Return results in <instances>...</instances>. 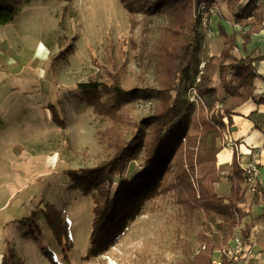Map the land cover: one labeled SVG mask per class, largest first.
Instances as JSON below:
<instances>
[{
    "label": "rangeland",
    "instance_id": "374dc122",
    "mask_svg": "<svg viewBox=\"0 0 264 264\" xmlns=\"http://www.w3.org/2000/svg\"><path fill=\"white\" fill-rule=\"evenodd\" d=\"M121 1L30 0L11 22L0 25V264L8 248L24 264H191L204 247L203 212H190L170 192L146 201L141 214L104 252L89 254L91 236L99 241L111 223L106 219L92 229L91 198L73 186L69 174L96 166L112 150L104 136L108 120L94 112L77 85L116 72L124 88L153 89L138 100L123 129L126 139L145 133L144 119L157 104L158 47L168 33V3L152 13L147 8L155 0H141L143 6L130 16ZM209 23L210 17L205 27L199 20L193 44L198 73L190 70L178 82L180 114L168 131L181 127L187 136L197 134L199 118L217 117L219 101L229 96L217 73L212 79L217 101L196 89L204 64L218 57L224 44ZM39 44L47 50L44 59L36 55ZM240 49L236 45L233 53L239 56ZM140 163H128L122 177L130 179ZM200 167L195 165L197 171ZM119 180L114 177V186ZM49 205L56 214H50ZM249 222L242 220L228 248L242 243L234 264H264V240L258 236L264 226L253 225L247 242L239 237V229ZM213 259L221 262L220 252Z\"/></svg>",
    "mask_w": 264,
    "mask_h": 264
},
{
    "label": "trees",
    "instance_id": "16d2710c",
    "mask_svg": "<svg viewBox=\"0 0 264 264\" xmlns=\"http://www.w3.org/2000/svg\"><path fill=\"white\" fill-rule=\"evenodd\" d=\"M29 1L0 0V25L11 22L20 7ZM62 1L68 4L72 2ZM247 1L242 8L241 0H226V8L234 14V20L240 30L228 35L222 26L218 27L219 35L224 39L223 48L218 57L204 64L196 89L199 95L205 93L211 101H217L215 89L212 87L213 76L217 73L229 96L219 101L221 109L217 111V117L214 115L211 119L203 114L199 118L197 134L187 136L180 132L181 127L169 131L167 127L180 114L178 82L187 76L190 70H193L194 74L198 73L193 50L199 26L196 10L200 4L206 7L214 5V0H155L148 6L147 9L154 13L162 3H168L169 23L167 36L158 47L157 56L160 62L157 88L154 90L157 104L144 119L145 133L126 139L123 129L130 125L131 115L138 100L148 97L153 89H140L136 86L124 88L116 72L108 73L104 80L77 85L90 100L94 112L108 120L109 126L104 131V136L112 150V153L96 166L70 171L69 174L73 186L91 198L92 229L98 228L106 219L111 223L110 227L101 233L99 241H95L91 236L90 256L95 257L104 252L129 222L135 221L141 214L146 201L172 192L190 212L201 210L207 220V233L204 234L202 245L204 247L193 257L191 264H211L215 251L220 252L221 264H234V261L226 256V251L234 241L242 220L249 218V208L257 205L258 198L264 196L263 189L257 184L249 187L245 183V175L235 156L227 176L231 184L230 194L223 198L213 191V185L220 181L215 164V156L220 151L216 139L220 138L225 129L224 118L229 124L236 108L248 100L255 99L254 81L261 78L252 65L255 58L246 54L236 56L233 53L237 36L245 48L251 37L264 28V0ZM121 3L130 16L143 6L141 0H122ZM258 58L264 59L263 56ZM100 90L104 98L102 101ZM259 103H264V98H260ZM207 107L212 110L214 105L207 102ZM202 112H207V109ZM208 135L210 140L206 139ZM182 139H185L184 144ZM139 160L140 170L130 179H124L122 176L128 163ZM196 164L202 165L199 171L195 169ZM114 177L120 179L116 186ZM248 187L253 190L249 200L245 197ZM243 204L247 208L243 207ZM48 211L50 214H56L50 205ZM251 229V222L245 223L239 229L242 241L249 240ZM2 264L24 262L14 249L8 248L2 258Z\"/></svg>",
    "mask_w": 264,
    "mask_h": 264
},
{
    "label": "crops",
    "instance_id": "0c3cea01",
    "mask_svg": "<svg viewBox=\"0 0 264 264\" xmlns=\"http://www.w3.org/2000/svg\"><path fill=\"white\" fill-rule=\"evenodd\" d=\"M247 2V0H241L242 8ZM214 5L217 7V11L210 17V28L216 27L218 30V27L222 26L228 35L239 31L240 26L236 24L234 14L228 12L226 8V0H215ZM238 39H240L239 36L236 38V45L241 47L240 55L246 54L255 58L252 65L261 78L254 81L255 99L248 100L236 108L230 117V123L228 124L226 121L228 125L226 135L229 141L235 142L238 147L236 151H232L227 145L228 140L222 139L221 146H219L220 151L215 156V164L222 174V178L213 185V191L217 196L223 198L230 194L231 184L228 182L227 176L233 156H235L240 168L253 162L257 163L258 175L254 183L264 191V103H259L260 98H264V59L258 58L264 57V28L251 37L250 43L245 48L242 46V40L240 39L241 42L239 43ZM222 184L226 186L224 188L219 187ZM249 191L252 192L253 190L249 188ZM249 210L252 226H258L257 224L264 226V196L259 197L258 204L251 206ZM258 236L264 240V231Z\"/></svg>",
    "mask_w": 264,
    "mask_h": 264
},
{
    "label": "built area",
    "instance_id": "2783aa9c",
    "mask_svg": "<svg viewBox=\"0 0 264 264\" xmlns=\"http://www.w3.org/2000/svg\"><path fill=\"white\" fill-rule=\"evenodd\" d=\"M217 11V7L214 5L211 6H204L203 4H200L199 7L196 10V15L199 18L201 24L205 27L206 23L208 21V17L209 15H214ZM227 132L224 131L222 134V139L224 140H228V146L232 151H236L237 147L235 145V142L233 141H229L228 136L226 135ZM242 172L245 175V183L249 185V187L253 186L254 181L258 175V168H257V163L253 162L251 164H248L246 166H242L241 167ZM242 250V243L239 242L237 243V245L235 246V248H233L232 250H227L226 251V256L228 257V259L233 260L236 255H239L240 252ZM211 264H221L220 261H215L214 259L211 261Z\"/></svg>",
    "mask_w": 264,
    "mask_h": 264
},
{
    "label": "bare ground",
    "instance_id": "6f19581e",
    "mask_svg": "<svg viewBox=\"0 0 264 264\" xmlns=\"http://www.w3.org/2000/svg\"><path fill=\"white\" fill-rule=\"evenodd\" d=\"M46 54H47L46 48L42 44H39L36 49V55L44 59ZM51 161L53 162L54 160L51 159Z\"/></svg>",
    "mask_w": 264,
    "mask_h": 264
}]
</instances>
